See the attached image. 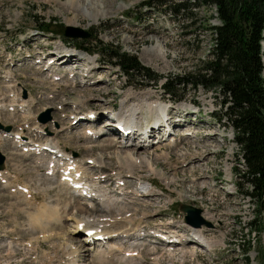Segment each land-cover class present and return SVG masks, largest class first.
I'll use <instances>...</instances> for the list:
<instances>
[{"label": "rangeland", "instance_id": "rangeland-1", "mask_svg": "<svg viewBox=\"0 0 264 264\" xmlns=\"http://www.w3.org/2000/svg\"><path fill=\"white\" fill-rule=\"evenodd\" d=\"M84 1L86 0H79L80 3ZM87 1L92 3L88 6V12L99 15V17L95 19V22L87 19V16L81 13L77 8V5L67 2V0H0V61L3 59L4 54H8L7 49L9 47L16 48V41L22 43V38L28 37L31 34L36 35L35 39H31L30 41L32 49L36 44L42 46L50 44L48 48L46 47L47 51L53 50L56 46H62V42L60 41L62 40L67 44L65 48L67 49L66 51L70 50L76 53H69V57L73 54L76 55V58L71 57L72 59L67 62L60 60L61 62L57 64V68L54 66V69L57 71L64 72V68L72 67V62L75 63V65L82 64L83 58L81 57H86V55L98 58V62H95L96 66H93L95 70H92L94 74L96 73L94 78H92L94 84L89 81V85L87 84L88 86L81 87L82 84L79 83L80 80L76 82V79L71 83H74L73 85L68 84L66 88L60 85L58 86L59 92L50 95L48 98H38L37 101L44 103L38 104L34 111L38 112L46 106L49 107L51 116L55 112L53 109L54 107L51 106H54L52 103L62 104L64 102L71 105V102H76L82 105L83 96L89 98L86 102L88 105L84 107H94V109L98 111L104 110V107L106 105H111L113 101L117 106L121 104V101L124 103L128 101L126 105L135 103L137 109L143 108V104L159 106V104L151 103L154 99H163L166 105L170 102L172 103L173 101L170 99V96L162 90L160 83L163 81L164 77H171L173 79L174 76L183 75L187 70L195 69L200 66L201 60L205 57L212 40L205 25L207 22H216L213 14V6H190L189 10L194 12L192 16H188L187 14V16H183V14H174L172 11L160 10L157 6L146 5L143 2L145 0ZM68 19H72L75 25L68 24L66 22ZM48 20L54 23L49 27L61 30L67 33V35L63 33L59 34L54 29V31H47L46 33L37 32L36 28L40 25L41 21ZM81 33H87L86 37L81 36ZM74 34L81 36L84 40H73ZM100 42L104 45H116L120 50L134 52L142 65L148 67L152 72L161 75L160 79L155 84L151 83V81L146 82V79L139 82L138 78L127 76L119 71L117 66L110 63L107 64L104 55L87 54V50H96L95 48L98 47ZM10 51L18 60L16 62H18L19 65L17 66L13 59H9L6 63V67L10 70L9 72L16 76V80L13 81L14 87L12 88L15 91H18L19 87L22 90L24 89L25 95H39V97L47 96L46 93H41V90L45 87L47 90L52 91L50 90L52 87L46 86L45 82H35L40 79L29 76L31 74L28 67L22 64L18 55L14 54L12 50ZM63 54L66 53L63 52ZM261 60L264 65L263 56ZM83 61L87 63V60ZM59 65H61V67ZM1 68L2 72L8 71L7 69L3 70L4 66ZM31 68H35L34 75L44 73L41 72L42 69L44 70L42 65L31 66ZM3 74L4 73H1L0 75ZM47 74L50 76L51 73H46L45 75ZM262 77L264 79V69L262 70ZM95 78H99V80ZM51 82L54 83V79H51ZM5 83L3 78L2 82H0V94L4 96L8 91L10 93V90L5 87ZM55 84L57 83L53 85ZM176 87L178 88V92L183 93V97L175 101L177 103H189V101L194 100L206 111H219V109H221V95L217 90L216 92L209 89L205 90L201 86L192 87L188 83L183 86L181 84H176ZM58 94L63 98L62 100L58 99ZM10 98L9 96V99ZM150 98L154 99L152 100ZM22 99L28 98H19V100ZM31 100L32 99H28L26 101L30 102ZM104 104L106 105L104 106ZM67 110L69 111L70 109L68 108ZM62 111L63 109L60 111L59 108L57 110L59 113ZM70 112L66 113V116L70 115ZM27 113L28 115L25 116H21L20 112L13 114L22 118H32L30 108ZM200 114L205 119H210L208 121V131L205 132V130V134L204 132L198 133L200 137L204 134L202 138L197 137V139L194 138L189 140L187 139L188 136L184 134L180 137L183 140V146L181 147V142L179 141L178 145H176V149H172L173 147H166L167 140H163L158 145L154 143L146 149L141 148L139 150H134L138 152L137 155H140L139 158L142 156L149 157L152 169H155L156 173L159 172V174L156 175L151 172L152 169L149 170L148 166L141 167L140 164L136 163V167H133L135 174L150 179L158 189H161L162 195L159 189V193L150 196L149 199H147L146 196L136 197L134 198L135 202L124 207V209L131 212L128 217H133L131 215L139 216L140 214H149L141 219L143 220L142 223H151L157 220L166 221L168 213L172 210L176 211L178 203L191 204L199 209L197 214L198 218L203 217L204 219V217H207L206 220L208 222L210 221L211 225L205 226L207 230H205L204 233L205 236L210 239L208 241L214 243L209 252L203 254L196 253L195 261L197 264H264V209L260 211L259 205L251 200L247 194L242 192L247 186V183L244 180V176L241 175L240 170L243 168V165L241 163L239 147L232 140V130L228 125H221L223 117L217 122L215 116L209 118L208 114H204V112ZM5 117H8V115L3 113L1 117L2 121L0 122L11 125L12 119H6ZM60 118H62V115ZM101 120L102 119L94 125L101 128ZM59 121L64 122L63 120ZM83 121L87 122L85 118H81L77 121L80 127L83 126V124H81ZM77 123L74 125L77 126ZM201 123L204 124L203 122ZM69 125L70 124L63 126L64 128L66 127V131L63 134V142L67 145H74L75 143V146H77L78 141L75 140L77 138L80 140L83 129L75 135L70 131H75L76 127L72 125L73 128H70L71 126ZM17 126L19 127L20 125ZM37 126L40 125H33L32 127L35 129ZM21 127L19 128L21 129ZM59 128L61 127H57L54 131L56 132ZM16 131L20 132L18 130ZM68 135L72 137L70 138ZM107 137H112V135L98 137L97 140H93L94 142H92H96V144H87L90 142L81 139L83 142H86V145L84 148H80L79 151L83 152L86 149L90 150L95 148L94 150L96 151L93 152V150H91L93 153L92 155H85L83 158L85 159L91 156L97 157V159H101L107 168L112 166L114 167V172H121L123 170L124 173H122L127 175L126 170L120 167L122 159L120 157L115 158L112 152L113 149L121 151L122 148L119 147L121 144L111 140V145L110 140L106 139ZM45 138H47V135ZM60 142H62V140H60L59 143ZM1 148V151L6 154V165H11L13 167L15 177L18 181L22 182V180H24L32 186L34 184V186L37 187L35 188L33 186L34 189L37 190L36 195L40 196V199H55L54 203H49L46 200L45 203L59 207L69 200L68 195H66L67 197H63V190L61 188H56L57 186L61 187L57 182L47 181L40 172L34 169L37 165L35 162L37 157L34 156L33 163L28 162V168L26 167V163H24L28 160H22L19 156H12L11 153L5 152L6 148ZM130 148L132 147H127V149ZM9 149H11V147L7 148V150ZM72 150L76 151L75 149ZM65 152L70 153V151ZM164 152L171 153L170 157L166 156L164 157L165 159L162 156L157 157ZM75 158L82 159L78 157ZM193 161L196 162V165L190 166ZM180 162L183 165V170L178 168ZM32 169L36 174H34ZM4 171L5 173L7 172L6 170ZM97 173L98 172L92 171V169L89 170V174L95 177L94 180L97 178ZM3 175L4 174H1L0 177H3ZM15 177L11 178L14 180ZM137 178H139V176ZM44 179L46 181H44ZM171 179L173 180L171 181ZM4 181L13 188L16 185L22 187L25 185L27 186L24 182L10 184L7 179H4ZM127 181L132 182L130 178H128ZM3 183L4 182H2L1 186L5 187ZM53 184L57 186H53ZM100 185L103 190H105L104 185ZM39 189L42 190V195H39ZM51 190L54 191L51 192ZM6 193L5 190L0 189V219L3 223H11V227H13L15 232L21 225H27V211L30 210L29 207L31 206L24 200H17V197H19V199H23V197L12 193L17 196L16 199L9 198ZM45 194L47 195L42 197ZM49 195L53 197L48 198ZM70 198H72L71 202H73V197ZM60 200H62V202ZM88 201L90 202L92 200L88 199ZM117 206L121 207V205ZM67 211L68 212H62L61 215V211L59 215H57L58 211H56L57 216L60 218L63 217L61 221L57 218L54 219V221L52 220V222L47 219L37 220L45 221L43 225L45 228L52 226L59 228L58 233L44 236L43 239L48 238V240L41 243L45 246V249H49L50 247L55 248L57 246L62 248L71 247L69 250H65L66 255L70 257L71 252L74 250L73 247L76 246L78 240L80 244L78 243L79 250L76 255L77 262L85 261L86 264L89 260H92V258L90 255V248L89 250H82L84 245L81 246V243L84 244L85 242L80 239H82L84 233L81 238H79L81 233H69L70 224L72 223L70 220L64 222V217L65 219L72 216L77 219H89L90 217H98L99 214L104 215L105 212L96 213L94 211L91 212L92 214H86L85 212H76L69 207ZM66 213H68V215H66ZM78 214L81 215L78 216ZM34 215H36V212L30 214L32 219L35 218ZM115 216L122 217L119 215V212H117ZM136 220L137 219L134 221ZM249 221L250 223H248ZM199 223L203 222L200 221ZM199 230L202 231V229ZM73 241L75 243H73ZM41 243L36 240L34 245L41 248V245H38ZM95 244V246L92 244V247H95L94 249L97 248V243ZM17 246L16 244L11 246L12 252ZM117 247L116 249L120 248L119 245ZM57 251L59 250L55 252ZM48 252H51V250ZM20 253L21 250L17 255H20ZM127 255L129 254L125 255L124 252H122L121 255L117 256L119 259H129L124 257ZM4 257H6V255ZM26 257L28 258L29 255ZM163 257H165V254ZM175 257V255H172L169 259L172 260ZM180 257L182 258L181 255L177 256L176 260H181ZM27 261L28 259H24L22 262H13L11 260L9 264H23V262L27 263ZM190 261L192 262V258L191 260L188 258V262L186 261V263L191 264ZM151 263L152 261H149L147 264ZM165 263L167 264V262ZM192 263H194V261Z\"/></svg>", "mask_w": 264, "mask_h": 264}, {"label": "trees", "instance_id": "trees-1", "mask_svg": "<svg viewBox=\"0 0 264 264\" xmlns=\"http://www.w3.org/2000/svg\"><path fill=\"white\" fill-rule=\"evenodd\" d=\"M158 4L161 0H152ZM174 13L192 16L190 6H214L217 23L207 22L211 37L199 67L183 75L165 77L163 90L179 98L176 84L218 91L221 95L223 122L233 133L239 147L247 183L244 192L264 207V0H165ZM187 14V15H186ZM44 21H41V24ZM41 27L47 28L46 25ZM107 60L118 65L127 76L156 82L160 74L142 65L134 52L120 50L116 45L96 48ZM216 91V92H217ZM221 116H218L219 118ZM260 218V217H259ZM257 218V219H259ZM249 223V222H248ZM247 264V263H246Z\"/></svg>", "mask_w": 264, "mask_h": 264}, {"label": "bare ground", "instance_id": "bare-ground-1", "mask_svg": "<svg viewBox=\"0 0 264 264\" xmlns=\"http://www.w3.org/2000/svg\"><path fill=\"white\" fill-rule=\"evenodd\" d=\"M67 2L74 3L75 5H77V8L81 11V13H84L87 16V19L93 20V22H95V19L97 17H99V15L91 14L90 12H88V9H89L88 6H90L91 2L89 3L87 0L82 2V3H80L79 0H67ZM100 15H102V14H100ZM66 22L68 24L75 25V22H73L72 19L71 20L68 19V20H66ZM65 53L66 54H64V55L66 56V58H63L61 60H64V61L67 62V61H69L72 58H76V55L71 54L70 57H69L68 56L69 52H65ZM83 60H87V63H88L87 66L88 67L85 66L82 69L83 71H80L79 75H81V76H80V78H78V80L76 82H78L80 80L79 83L82 84L81 87H86V86L89 85V81H91V83L94 84V82H92L93 80H90L89 77L94 75V72H92V70H95V69H93V66H95V61L93 59H88V58H85ZM83 60H82V62H84ZM38 64H39V62H36L34 64V66H38ZM49 65L50 64H47V67H44V70L42 69L41 72L45 73L48 70ZM59 66L61 67V65H59ZM3 73L4 74L0 75V77L4 78V81L6 82L5 83L6 84L5 87L10 90V93L8 95L11 98L9 99V101L7 103H4L5 96L0 94V111L3 110V107H7L8 108V112H12V113L20 112L21 116L22 115H24V116L28 115L27 111L29 109L30 102L26 101L28 99L19 100L20 97L17 94V90L15 91L12 88V87H14L13 81L16 80V76L13 73L9 72V71H5ZM50 76H54V74L51 73ZM45 78H47V77H45ZM73 84H71V85H73ZM88 100H89V98H87L86 96H83L82 105H79L76 102H71V105H73V107H72L73 110L70 112V114H72L70 119L81 113L82 108H84L85 105H88L86 103ZM62 104H67V103L63 102ZM125 106H126V108L123 109L124 102L121 101V104H119V109L118 110L119 111L122 110V112L124 111L126 115H130V114L138 112V109L136 108V104L135 103H133L131 105H126L125 104ZM143 107H146L149 110H154L156 106L154 107L151 104L150 105L149 104H147V105L143 104ZM62 109L63 108L59 107L60 111ZM91 110H93L92 112H94V118L96 117L95 120L99 116H101V112L102 111H98V110H95V109H89V110H87L84 113V115H83L84 117L83 118H85L86 114H88L87 112H90ZM103 112H104V110H103ZM80 119L81 118H78L74 122V124L77 123V121H79ZM85 120L87 121L86 123H88V121H90L89 119H86V118H85ZM95 120H93V121H95ZM27 122H28L27 120L24 121V124H27ZM74 124H73V126L76 127V129L80 128V124L79 123H77L78 124L77 126H75ZM81 124H83V123H81ZM69 126H71L70 128H73V126L71 124ZM19 127H21V125ZM196 127L197 126H195L194 128H196ZM61 129H62V127L57 129L56 132H59ZM65 129H66V127H65ZM82 129H83V133L80 136L81 137L80 140L81 139L82 140H86L87 142H90V140H95L96 136L99 133L102 132V130H99L97 132L95 129H93V134H92V133H89L90 129H87V131H84V128H82ZM35 130L36 131L41 130V127L37 126V127H35ZM19 133H21V131ZM9 134H10L9 132L3 131L0 128V144L2 143V138L3 137H7ZM68 137L71 138L72 136L68 135ZM106 139L110 140L111 145H112V141L111 140H114L113 136L112 137H107ZM45 141H49L52 144H54L55 146L60 147L59 140L54 139L52 136H47V138H45ZM92 142H94V141H92ZM26 145H30V144L26 143ZM121 146H126V144H121L119 146L120 148H122L121 151L113 149L112 152H113V155L115 156V158L120 157L122 159L120 167L123 168L124 170H126L128 176L130 174L134 173L133 167H136L137 164H140L141 167L148 166L149 170L152 169V166H151L150 161H149V157L142 156L141 158H139L140 155H137L138 152H135L134 150H130L131 148L127 149V147H121ZM132 147H136L135 150H137V148H143L141 145H135V146H132ZM94 149L95 148H92L90 150L86 149L84 151H91V150L94 151ZM63 152L67 153L64 150H63ZM24 154H25V156H27V155L29 156L30 152H26ZM67 154L72 156L70 153H67ZM170 154L171 153H165L164 152V153H161L157 157H160V156H162L163 158L166 157V156L170 157ZM50 155L51 154L49 153L48 156H50ZM35 157H37L35 159V162H36L37 165L35 166L34 169L36 171L40 172V174H42L47 181L57 182L61 186V187H58L56 184H53V186H55V185L57 186L56 188H61L63 190V192H62L63 197H67L66 195L69 196V198H68L69 200L66 201V202H69V208L74 209L76 212L80 211V212H85L86 214H92L91 212H94L95 210H99V209L98 208L97 209L93 208L92 207V203L89 202L88 199H85L84 197L80 196L76 192H81L83 189H85L86 190V194H90V195H94L95 194L94 197H91L89 199H91V200L96 199V201L99 203V206H100L99 208L102 209L101 211L105 212V214L104 215H100L99 214L98 217H90L89 219L88 218L77 219L74 216L68 217L66 219L70 220L71 223H72V224H70V230H69V228H68V230H69V233H76V232L83 231L85 228H90L91 229V230H89L90 232L84 233L82 239H80V240L84 241L85 243H89L90 240H88V237L90 239H93V238H97L98 236L104 237V234H105L106 238H104L103 241L92 240L90 242L92 244L97 243V248L96 249H94L95 247L91 248V249L94 250L95 257L98 260H100V261L108 260L110 255H112V251L114 249L118 248L117 246L119 245L117 243H114L113 240H110L109 237H111V235H114L116 233L114 231H116L118 229H119L120 233L123 232L127 228L126 224H128L129 220L125 219V218H122V217H118V216L109 214L111 211H114V212L115 211H117V212L121 211L122 208L120 206L118 207L117 205L114 204L116 201H119V200L112 199L111 197H108L105 194V190H103L102 186L100 185V184H103L104 175H97V178L94 180L95 177L92 176L91 174H89V170H91V169H92V171H94L95 169H102V168H107V167L104 165V163L101 161V159H97V157H94V156L87 157L85 159L84 158L77 159L74 156H72V158L69 159V157L66 156V155H58L54 159H50L49 160L48 158L44 157L43 153H40L38 155H35ZM68 166H70V168H68ZM193 166H195V165H193ZM55 168L60 172V180L54 179L53 176H52ZM4 172H5L4 170L0 171V175L3 174ZM99 172H101V171H99ZM151 172L155 173L156 175L159 174V172L156 173L155 169H152ZM73 173H78L79 175L77 177H75L73 175ZM113 174H114L116 179H120L121 178L120 172H114ZM62 176L63 177L64 176L67 177V179L62 178ZM3 177H4V175H3ZM45 179H44V181H46ZM139 179H140V177H139ZM172 180L173 179H171V181ZM3 182H4L3 185H5L7 187L10 186L5 181H3ZM168 183H170V182H168ZM143 184H145V183H143ZM196 185H198V184H196ZM17 186L18 185H16L14 188L12 186H10V190L13 191L12 193L23 197V199H26L28 202H31V201H33L34 199H36L38 197L36 195V193H32L30 191V188H29L28 185L27 186L25 185L23 187L20 186L21 187V191H19ZM143 186L146 187V189H144V190H146V193L142 194L141 192H139L141 195H151V194L153 195L154 194V192L151 191L152 186H151L150 182H147ZM23 188H24V190H23ZM53 191L54 190H51V192H53ZM59 191H61V190H59ZM38 193H39V195L43 194L42 190H40ZM46 195L47 194L43 195L42 197H45ZM70 197H73V200H74L73 202H71L72 198H70ZM60 201L62 202V200H60ZM52 205H48L47 203H41L39 205L37 204V208H35L36 209V211H35L36 215H34V217H35L34 219L35 220H39V219H41V220L44 219L45 220V219H47V220H51V222H52V220L54 221V219H56V218L59 219L60 218L59 216H57V215H59L60 211L61 212H68L67 211L68 207H66V203H64L62 206H59V207L58 206H52ZM89 209L92 210V211H90ZM56 211H58L57 215H56ZM61 212H60V215H61ZM66 215H68V213H66ZM106 215H109L110 217H107ZM202 219H203V217H202ZM204 219H207V217H204ZM53 223H55V222H53ZM201 227H203V226H201ZM199 229H201V228L196 227L195 228V231H196L195 233L201 235L202 231L199 230ZM189 242H192V241H189ZM208 243H209V245L212 244V242H210V241H208ZM9 250H10V252H12L11 246H9ZM74 250H75V248H74ZM124 257L125 258H129V259H124V258L119 259V257L116 256V260L119 259L122 262H124L126 260H130L131 259V257L129 255L124 256ZM99 258H101V259H99Z\"/></svg>", "mask_w": 264, "mask_h": 264}, {"label": "water", "instance_id": "water-1", "mask_svg": "<svg viewBox=\"0 0 264 264\" xmlns=\"http://www.w3.org/2000/svg\"><path fill=\"white\" fill-rule=\"evenodd\" d=\"M80 35L86 36L87 33H81ZM179 209L185 212L183 218L186 221L190 222L191 224H195V225L198 224V220H200L201 218L197 219L198 218L197 214H198V210H199L197 207H195L191 204H188V203H180ZM206 222L208 223V221H206Z\"/></svg>", "mask_w": 264, "mask_h": 264}]
</instances>
